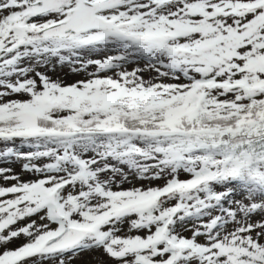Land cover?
Returning <instances> with one entry per match:
<instances>
[{
	"label": "snow or ice",
	"instance_id": "snow-or-ice-1",
	"mask_svg": "<svg viewBox=\"0 0 264 264\" xmlns=\"http://www.w3.org/2000/svg\"><path fill=\"white\" fill-rule=\"evenodd\" d=\"M86 253L264 264V0H0V264Z\"/></svg>",
	"mask_w": 264,
	"mask_h": 264
},
{
	"label": "rangeland",
	"instance_id": "rangeland-1",
	"mask_svg": "<svg viewBox=\"0 0 264 264\" xmlns=\"http://www.w3.org/2000/svg\"><path fill=\"white\" fill-rule=\"evenodd\" d=\"M49 75H51L53 78H60L64 80L66 83H72L75 80L84 78L82 75H73L69 72V69L67 66H64L63 68L57 67L55 70H49ZM147 75V73H146ZM16 171H20V165H15ZM128 185H125L127 187ZM186 235H190V233H185ZM99 253H86L82 255L81 257L77 258L73 261V264H85V262L92 261L94 257L99 256Z\"/></svg>",
	"mask_w": 264,
	"mask_h": 264
}]
</instances>
